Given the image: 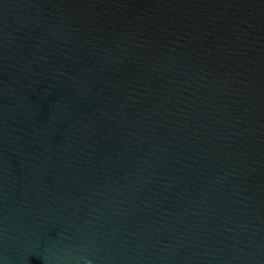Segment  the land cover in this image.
<instances>
[{
    "label": "water",
    "instance_id": "1",
    "mask_svg": "<svg viewBox=\"0 0 264 264\" xmlns=\"http://www.w3.org/2000/svg\"><path fill=\"white\" fill-rule=\"evenodd\" d=\"M0 264H264V0H0Z\"/></svg>",
    "mask_w": 264,
    "mask_h": 264
}]
</instances>
